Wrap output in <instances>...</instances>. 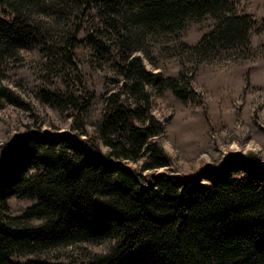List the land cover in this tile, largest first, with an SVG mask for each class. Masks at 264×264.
I'll use <instances>...</instances> for the list:
<instances>
[{"label": "trees", "instance_id": "trees-1", "mask_svg": "<svg viewBox=\"0 0 264 264\" xmlns=\"http://www.w3.org/2000/svg\"><path fill=\"white\" fill-rule=\"evenodd\" d=\"M0 13V81L6 62L22 50L38 49L63 67L75 64L73 50L82 44L101 60L117 51V79L102 98L95 136L79 119L83 98L67 87L44 92L43 99L57 109L76 108L71 133L15 138L4 147L0 264H59L17 259L90 242L107 247L83 264H264V165L231 156L219 173L159 174L151 186L139 184L141 172L170 164L154 140L163 125L150 114L147 87L170 90L182 101L190 96L179 79L145 69L137 55L143 42L210 18L213 27L183 47L190 57L248 51L257 25L251 15L238 14L233 0H0ZM44 13L51 26L35 20ZM84 19L88 29L79 41ZM71 20L72 34L56 28ZM4 102L17 104L18 97L0 85V106ZM139 161L133 175L126 165ZM10 198L34 204L11 217Z\"/></svg>", "mask_w": 264, "mask_h": 264}, {"label": "rangeland", "instance_id": "rangeland-1", "mask_svg": "<svg viewBox=\"0 0 264 264\" xmlns=\"http://www.w3.org/2000/svg\"><path fill=\"white\" fill-rule=\"evenodd\" d=\"M233 1L238 14L251 15L257 23L248 51L190 57L189 51L182 49L197 44L213 27L214 21L207 18L190 23L177 34L144 41L137 52L145 69L179 79L190 93L182 101L170 90L159 93L156 87H147L150 114L163 125L162 133L154 140L170 164L141 172L139 184L143 189L151 186L159 174L186 179L207 168L222 172L231 156L264 165V0ZM0 17H3L1 13ZM34 18L47 26L54 22L47 13ZM88 20L84 19L76 35L79 41L85 37ZM73 22L56 28L72 34ZM116 54L112 48V54L101 60L82 44L73 50L74 65L54 66L38 49L22 50L16 60L7 61L0 85L11 90L18 102H4L0 106V160L4 147L12 139L72 132L76 108L65 105L57 109L44 101V92L64 91L68 87V91L83 98L80 103L84 110L79 119L86 132L95 136L103 109L102 98L114 88L113 81L117 79L113 68ZM59 71H65L68 77ZM79 137L84 139L85 135ZM97 142L100 152L107 154L108 149ZM140 164V161L130 162L126 166L134 175L139 172ZM33 204L30 200L10 198L8 215L17 217ZM106 247L105 242H90L17 261L83 264L89 255L102 253Z\"/></svg>", "mask_w": 264, "mask_h": 264}, {"label": "bare ground", "instance_id": "bare-ground-1", "mask_svg": "<svg viewBox=\"0 0 264 264\" xmlns=\"http://www.w3.org/2000/svg\"><path fill=\"white\" fill-rule=\"evenodd\" d=\"M235 148V147H234ZM237 149V148H236ZM170 151V149H168ZM205 159V158H204Z\"/></svg>", "mask_w": 264, "mask_h": 264}]
</instances>
